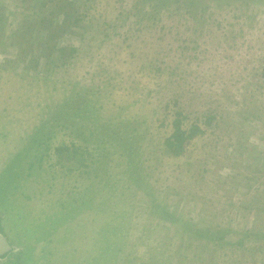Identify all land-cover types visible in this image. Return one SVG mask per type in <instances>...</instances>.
<instances>
[{"label":"rangeland","instance_id":"obj_1","mask_svg":"<svg viewBox=\"0 0 264 264\" xmlns=\"http://www.w3.org/2000/svg\"><path fill=\"white\" fill-rule=\"evenodd\" d=\"M138 1L0 0V174L12 163L20 178L0 199L8 242L19 264H264L263 240L235 245L264 234V3L200 0L209 9L196 19L141 21ZM70 88L92 111L89 127L99 119L98 138L52 120ZM178 108L184 128L215 116L181 155L164 143ZM116 135L138 149L139 182L116 173L130 167L109 143ZM85 188L103 205L72 213ZM220 231L235 246H219Z\"/></svg>","mask_w":264,"mask_h":264},{"label":"trees","instance_id":"obj_2","mask_svg":"<svg viewBox=\"0 0 264 264\" xmlns=\"http://www.w3.org/2000/svg\"><path fill=\"white\" fill-rule=\"evenodd\" d=\"M205 1H214V0H205ZM216 1V0H215ZM220 0H218L219 2ZM228 1V5H240L239 3L243 4V2H241L242 0H226ZM245 1L247 4L250 1L253 2H257V0H243ZM261 2L264 3V0H260ZM139 2V6L138 8L136 7V11L134 13V15H137L139 17L138 20L143 21L144 18H149V19H155L156 17H158V14L161 11H166L168 12L170 15H172V13H176L178 11H180V13H182L183 17H187L189 19H191L192 17H194L193 19H196L198 14L200 13V11H204L203 13L206 12L207 9H209V6L205 4V2L201 5H199L200 0H141L138 1ZM198 2V3H197ZM225 2V1H224ZM147 9V11H146ZM205 9V10H204ZM143 11V15L141 14V12ZM201 17V16H200ZM69 19V18H68ZM67 19V21H68ZM78 20V19H77ZM75 20V21H77ZM65 22H67L66 20H64ZM141 21H138L141 22ZM137 23V22H136ZM70 24V23H69ZM52 24H50L51 26ZM71 25V24H70ZM50 34V31L48 32V35ZM187 49V48H186ZM22 50V49H21ZM75 49H70L69 53H75ZM159 69V68H158ZM69 93L67 95H64L62 99H59L58 104L56 103L55 105V109L53 112V116H52V120H54L56 123H63L62 125L64 126V129H70L69 133H71V135H73V138L79 139L81 141L86 140L84 137V132L82 133L83 130H87L89 131V135L93 136L95 138H98V135L100 134L101 131L100 128V124H99V119L96 118V124L93 125L92 127H89L92 121H94V119L92 120V118L89 116L88 112H92L89 111L88 109V105H77V101L75 100V93H74V89L70 88L68 89ZM75 96V97H74ZM173 106H177L178 102L176 100H173ZM102 108V107H101ZM100 108V109H101ZM166 108H169L168 105H166ZM86 112V113H85ZM184 109H180L178 108V110H174V119L172 122V126H173V130L172 133L165 139L164 143L166 144V146L168 147L169 150L172 149H176V154L177 155H181L182 153L185 152V145H188L189 142H191V140L195 139L196 137L199 136H204L205 134H207V130L209 128H212L214 126V124L212 122L215 121V116H212L211 114H202L200 117L196 118L195 122H192L191 125H189L188 127L184 128V124L188 115L184 113ZM85 113V114H83ZM55 115V116H54ZM97 115H100L99 113H97ZM74 116H76L78 119L74 120ZM72 120L74 122H72ZM90 121V123H89ZM137 123H139V121H136ZM199 122L203 124L204 127H201V125H199ZM146 121L143 120V122L141 124H145ZM139 124V125H141ZM138 129V126L135 128V130ZM118 136H113L110 138L109 143H113L112 147H114L115 145L121 149V151L124 149V153L121 152V156L123 158V160L128 163L130 165L129 168H127V171H120V172H116L118 175H121L122 177L125 174H130L129 176V180L134 181V182H139L140 179H138V176L135 174V170H133L135 167H137V163L134 162V159L132 158V156L137 155L135 153L136 150L135 146L134 147H130L127 146V142L125 141H120L118 138ZM103 144H106V140H103ZM49 147H46V150L49 151ZM81 148V144H77V143H73L71 142V147H67L65 148V150L70 149L73 153H78L79 149ZM89 148L85 147L84 150L85 152H88ZM90 150V149H89ZM92 150V149H91ZM99 147L93 151L95 154L93 157H98L100 155L99 153ZM26 150H21L20 152L17 153V157L19 158H23L25 155ZM119 156V157H121ZM100 159V158H99ZM93 160V163H105L107 164V161H102V160ZM18 163V162H17ZM13 164L9 163V165L4 168V170L1 172L0 174V199H5L8 196H15V194L18 192L19 188H20V184L18 183L20 181V178H18L19 176H17L16 178H14V176L11 174V169ZM30 168H32L30 166ZM113 171V170H112ZM87 191L88 189H80L78 190V192L75 194L76 198H77V203L73 206V204L71 205L70 209L73 213V211H77V213H81L84 212L86 210H99V208H101V206L103 205L104 201L102 202V200H94L93 198H86L87 196ZM7 202L9 201V199L6 200ZM155 203V200H153ZM113 209L116 206H112ZM117 208V207H116ZM158 212L160 215V217L164 216V218L168 219L169 221L173 219V217L171 218V213L167 212L164 208H166V206H158ZM70 215V211L65 212L64 215L62 216L63 221L66 219V217H69ZM61 217H59L58 219L60 220ZM175 218V217H174ZM3 219L0 218V232L7 237L8 239V232L5 230V227L3 225ZM40 223V222H38ZM175 224L176 220H173L171 222V224ZM184 231H191V235H193V237H195L196 239H203V240H209L212 241L209 237L208 234L209 232L207 230L201 232V233H197L200 229H193V225L190 222L184 221ZM34 227H36V229L39 228V225H35ZM116 231V230H115ZM195 231V232H193ZM217 233V232H216ZM221 236L218 237L217 241L221 244L219 246H224V248H226V246L231 245V246H235L238 245L243 246L244 245V241L245 240H249V239H259V240H263L264 241V234L262 233H253V232H249L247 231L246 234L244 235V237L240 240H238L237 242H235V245L230 244L226 241H224V239L226 238L225 235H222V231H220ZM256 240V241H259ZM263 246H264V242ZM248 250V249H247ZM256 250H261L260 247L256 248ZM7 257L9 260V264H19V261L21 259L20 256H18L17 254H15L13 252V250L11 249V251H9L8 253L4 254V255H0V258H4Z\"/></svg>","mask_w":264,"mask_h":264},{"label":"water","instance_id":"obj_3","mask_svg":"<svg viewBox=\"0 0 264 264\" xmlns=\"http://www.w3.org/2000/svg\"><path fill=\"white\" fill-rule=\"evenodd\" d=\"M12 247L8 242L7 237H5L1 232H0V255H4L11 251Z\"/></svg>","mask_w":264,"mask_h":264}]
</instances>
